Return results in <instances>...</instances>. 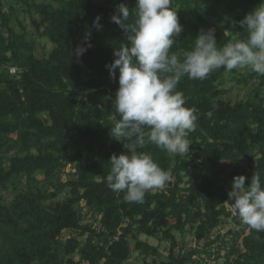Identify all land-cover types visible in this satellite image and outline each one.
<instances>
[{"label": "trees", "instance_id": "obj_1", "mask_svg": "<svg viewBox=\"0 0 264 264\" xmlns=\"http://www.w3.org/2000/svg\"><path fill=\"white\" fill-rule=\"evenodd\" d=\"M20 1L28 5L27 0ZM61 1L60 8L45 16L43 34L54 48L40 58L25 31L16 33L11 27V17L0 0V161L8 153H17L8 158L9 170L1 174V179L24 178L32 183L38 173L52 178L68 167L74 168L77 176L70 183L72 197L57 203L52 212H47L43 204L56 193L31 192L23 197L16 215L31 218L34 223L21 233L24 241L13 242L7 264H32L36 260L40 264H124L130 256L127 237L133 226L140 234L151 237L166 229L164 236L171 241L170 261L161 264H195L192 254L175 256L177 242L171 234L170 220L176 221L173 228L177 230L187 224L197 225L195 235L201 241L221 224L223 216H232L225 204L232 203L228 192L236 175L222 178L225 161H248L252 172L246 176L245 186L254 173L264 184V104L259 98L264 74L221 67L204 80L182 77L177 90L184 94V106L195 108L198 117L195 130L187 137L189 153L183 156L171 155L148 143L147 138L144 146L123 138L116 141L110 129L115 123L112 116L119 119L113 106L119 71L113 80L106 65L114 61V49L128 43L123 30L110 19L121 0L115 7L108 1ZM262 3L264 0H171L183 31L170 53L191 50L201 30L214 29L218 47L229 42L232 34L239 33L241 39H246L247 33L239 22ZM127 7L131 22L136 0H128ZM96 17H100L99 30L93 26ZM78 47L87 48L79 57L75 55ZM11 68L17 72L13 74ZM227 74H235L245 86L259 79L255 98L236 103L225 99L226 91L220 86ZM123 143H132L136 152L150 153L161 169L176 177L170 194L147 191L142 203L130 202L125 192L108 187L111 156L130 154ZM253 151L261 153L256 165L250 157ZM24 152L26 155L20 156ZM191 171L201 172V181L190 184L188 195L180 194L183 174L190 175ZM81 202L102 215L101 233L80 224L75 206ZM190 208L197 211L192 213ZM126 222L127 227H123ZM70 228L83 229L88 237L81 249V261L68 258L60 263L51 253V244ZM250 231L242 241L246 252L239 264H264V231ZM79 245L70 240L64 250L71 254ZM136 248L158 254L157 248L141 241Z\"/></svg>", "mask_w": 264, "mask_h": 264}, {"label": "clouds", "instance_id": "obj_2", "mask_svg": "<svg viewBox=\"0 0 264 264\" xmlns=\"http://www.w3.org/2000/svg\"><path fill=\"white\" fill-rule=\"evenodd\" d=\"M171 0H136L135 18L129 22L130 9L119 4L111 21L124 32L128 43L114 49V61L106 65L110 78L116 79L118 90L113 106L116 114L111 136L139 146L147 142L171 155L189 153V133L195 130L198 119L195 108H186L184 94L177 85L185 75L189 79L204 80L210 73L223 67L226 71L248 68L264 74V3L246 14L239 22L247 33H239L218 47L215 30H201L191 50L170 49L183 31ZM100 17L93 26L98 30ZM91 46L90 44L88 45ZM87 51L78 47L75 55ZM130 154H113L110 172L106 177L108 187L115 192H125V199L142 203L145 193L163 187L171 173L161 169L152 155L136 152L132 143H123ZM246 177L235 176L228 192L232 215L257 232L264 231V184L258 174H253L250 184Z\"/></svg>", "mask_w": 264, "mask_h": 264}, {"label": "rangeland", "instance_id": "obj_3", "mask_svg": "<svg viewBox=\"0 0 264 264\" xmlns=\"http://www.w3.org/2000/svg\"><path fill=\"white\" fill-rule=\"evenodd\" d=\"M96 2L108 1L110 5L116 6L119 0H94ZM121 3L128 5V0H121ZM4 9L11 17V27L16 33H23L27 39L35 44V55L37 57L48 56L53 50L54 45L44 36L46 27L45 16L47 17L53 10H57L62 6L61 0H27V4L20 0H3ZM45 12V15L42 14ZM233 28V25L231 26ZM7 37V35H6ZM240 73H246L248 68L236 69ZM259 79H254L249 85H243L238 82V77L235 74H227L223 80L222 89L226 91L224 98L232 103L239 101H248L255 98L257 88H259ZM259 98L264 104V86L261 89ZM43 118H46L44 115ZM35 153V150L32 151ZM17 153L13 151L6 154L4 161H0V264H7V257L11 254V247L14 241H24V233L30 229L34 223L31 218L20 219L16 215L17 205H20L23 197H26L31 192H43L47 194L56 193L55 196L46 200L43 204L47 212H52V208L57 203H62L72 197V187L70 183L77 180L75 169L68 167L52 178H46L42 173L35 175L34 181L28 183L26 179L12 178L9 181H3L1 174L7 173L9 170L8 158L15 156ZM26 155V152L20 153V156ZM256 160L261 157V153L253 151L250 156ZM251 168L248 161L239 164H233L228 161L222 163V178L232 177L233 175L248 176L251 173ZM202 173L199 171H191L190 175H184L180 184V194L188 195V188L193 181H201ZM176 177L172 176L163 187L149 190L152 193L163 192L170 194V190L174 187ZM61 185L64 187L61 190L57 188ZM226 211L231 212V204H225ZM76 212L80 218V224L84 228H91L97 233L102 232L101 219L102 215L96 209L89 206L86 202L78 203L75 206ZM204 211V206H202ZM192 213L196 212V208H190ZM239 221L240 223H238ZM176 221L170 220L171 234L175 237L177 246L174 250L176 257H182L192 254V260L195 264H239V261L244 260L245 249L242 241L244 237L250 235L249 226L244 225L240 219L231 217H222L221 224L214 229L207 238L199 241L196 238L195 232L197 225L192 226L187 224L183 230L174 229ZM128 222L123 227H127ZM166 230V229H165ZM161 230L157 236L151 237L143 233H139L137 226H133L132 232L127 237L130 256L124 264H161L170 261L171 241L164 236V231ZM233 231L234 233H232ZM82 230L66 229L59 237L52 242V250L58 261L64 263L68 258L74 261H81V249L84 246L88 233ZM75 240L80 245L76 252L67 254L64 247L68 241ZM117 240V239H115ZM138 241L147 243L152 247L157 248L158 254H146L136 248ZM213 242V243H211ZM211 243V244H209ZM195 253V254H194ZM87 264L86 262H82ZM32 264H40L39 261H34Z\"/></svg>", "mask_w": 264, "mask_h": 264}, {"label": "built area", "instance_id": "obj_4", "mask_svg": "<svg viewBox=\"0 0 264 264\" xmlns=\"http://www.w3.org/2000/svg\"><path fill=\"white\" fill-rule=\"evenodd\" d=\"M10 70H11V72H12L13 74H15V73L17 72L15 68H11Z\"/></svg>", "mask_w": 264, "mask_h": 264}, {"label": "water", "instance_id": "obj_5", "mask_svg": "<svg viewBox=\"0 0 264 264\" xmlns=\"http://www.w3.org/2000/svg\"><path fill=\"white\" fill-rule=\"evenodd\" d=\"M235 217V216H234ZM237 218V217H236Z\"/></svg>", "mask_w": 264, "mask_h": 264}]
</instances>
